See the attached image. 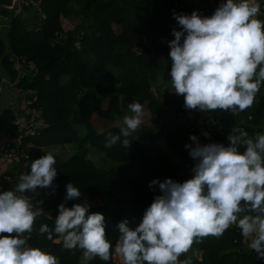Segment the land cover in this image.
<instances>
[{
	"label": "trees",
	"instance_id": "obj_1",
	"mask_svg": "<svg viewBox=\"0 0 264 264\" xmlns=\"http://www.w3.org/2000/svg\"><path fill=\"white\" fill-rule=\"evenodd\" d=\"M12 1L0 0V17L11 18L8 45L0 40V59L14 80L18 76L6 48L37 69L16 84L18 89L36 93L32 108L38 112L39 129L38 135L23 139L19 149L34 160L58 153V158L53 155L57 169L53 189H46L43 195L45 214L34 221L32 233H25L24 238L30 246L56 256L60 264H123L114 252L119 236L116 225L127 219L130 227H136L159 194L158 186L148 187L150 182L171 178L182 183L192 177L195 164L184 145L194 134L178 119L184 113V101L174 93L169 76L168 41L174 39L172 30H179L173 13L197 11L210 16L216 7L209 0L199 5L185 0H42L45 20L35 31L20 17H9ZM87 20L93 21L94 28L80 34L77 49L75 32ZM133 102L143 105L149 123H142L128 137L131 143L127 148L120 142L105 147L106 137L119 134L120 122L131 114L128 105ZM194 112L196 118L218 113L224 125L222 138L204 136L201 144L228 146L225 137L232 128H242L249 137L264 134V83L252 106L243 112ZM9 176V182L0 179V190L15 188L19 175ZM69 182L80 190L81 197L68 201L67 207L87 202L90 212L105 217L106 238L113 245L108 262L90 258L82 249L68 250L55 236L48 240L38 234L42 224L54 226L57 205L64 202ZM244 214L250 213L246 210ZM179 260L189 264H264L235 225L220 237L194 240Z\"/></svg>",
	"mask_w": 264,
	"mask_h": 264
},
{
	"label": "clouds",
	"instance_id": "obj_2",
	"mask_svg": "<svg viewBox=\"0 0 264 264\" xmlns=\"http://www.w3.org/2000/svg\"><path fill=\"white\" fill-rule=\"evenodd\" d=\"M259 15L264 13L257 0H221L210 16L173 13L179 30L173 29L174 39L168 41L169 76L186 109L236 114L252 106L264 83V21ZM128 108L131 114L123 117L119 134L106 137L105 147L120 142L127 148L128 137L143 123V105L133 102ZM189 140L185 148L195 161L192 177L182 183L152 180L148 187L158 186L159 194L136 227L127 219L116 225L114 252L123 264H189L179 257L194 240L220 237L235 225L248 248L264 260V134L249 137L232 128L228 146L201 144L195 135ZM55 164L52 154H44L18 176L13 190H0V264H60L24 238L45 214L37 189H53ZM65 192L54 226L42 224L38 234L48 240L55 236L68 250L82 249L86 256L108 262L113 245L106 238L104 215L90 212L87 202L67 207L81 192L71 182ZM246 210L250 214L241 215Z\"/></svg>",
	"mask_w": 264,
	"mask_h": 264
},
{
	"label": "built area",
	"instance_id": "obj_3",
	"mask_svg": "<svg viewBox=\"0 0 264 264\" xmlns=\"http://www.w3.org/2000/svg\"><path fill=\"white\" fill-rule=\"evenodd\" d=\"M42 0H13L12 5L8 8L11 15L16 17L22 8H31L35 11L38 17V24L34 26V30L38 31L41 22L45 20V15L40 8V3ZM259 0H257L258 2ZM216 8L221 3V0H209ZM261 6V12L264 13V5L258 2ZM178 8L182 5L175 2ZM18 7V9H16ZM263 15L256 17L257 19H262ZM1 38V35H0ZM80 36H77L74 42V47L80 48ZM22 64L25 69L18 77L15 79L14 87L16 93L20 97V106L24 113L25 120L16 121L15 127L17 134L14 137L7 136L4 142L0 145V179L9 182L11 180L10 174L21 175L30 170V165L34 159H31L29 155L19 149L21 142L25 138H31L38 135V123L37 116L38 112L32 108L34 102H36V93L33 91H23L16 87L19 79L23 76L35 73L37 71L36 66L32 62H26L25 59L20 58L16 63V66ZM3 81L0 75V116H1V98H2V87ZM179 121L184 128L188 129L197 138H202L203 133H208L209 136L220 137L224 136V125L221 121L220 114L215 113L206 118H196L194 110L184 109V113L178 116ZM242 129V128H239ZM228 136V135H227ZM227 136L225 140H227Z\"/></svg>",
	"mask_w": 264,
	"mask_h": 264
},
{
	"label": "crops",
	"instance_id": "obj_4",
	"mask_svg": "<svg viewBox=\"0 0 264 264\" xmlns=\"http://www.w3.org/2000/svg\"><path fill=\"white\" fill-rule=\"evenodd\" d=\"M204 0H185L186 4H194L199 5ZM262 5H264V0H259ZM18 9V7L16 8ZM9 17H12L9 16ZM17 17H20L23 21V24L26 27H33L38 24V17L35 11L31 8H22L19 11ZM264 20V15L262 17ZM11 18H3L0 17V40L3 41L6 45H8L6 36L8 34L9 22ZM93 21H85V23L80 26L75 33L74 36H80L81 33H90L91 30L94 28ZM5 54L8 56L10 63L13 66V69L17 72V76L20 75L25 69V66L19 64L16 66L19 58L14 57L11 53L9 48H6ZM0 75L3 81V89H2V98H1V116H0V145L4 142V139L7 136L14 137L17 134L15 122L16 121H23L25 120L24 113L20 106V97L15 91L14 82L15 80L12 79L7 71L4 69L2 59H0ZM200 142V138H198ZM190 140L184 142V145L191 144ZM247 245V242H246Z\"/></svg>",
	"mask_w": 264,
	"mask_h": 264
},
{
	"label": "rangeland",
	"instance_id": "obj_5",
	"mask_svg": "<svg viewBox=\"0 0 264 264\" xmlns=\"http://www.w3.org/2000/svg\"><path fill=\"white\" fill-rule=\"evenodd\" d=\"M73 25H76V24H73ZM144 110V117H143V125H146V124H148L149 123V116H148V114H147V111L145 110V109H143ZM121 124H123L122 123V121L120 122ZM142 125V124H141ZM53 155H55V157H57L58 158V153L57 152H55V154H53ZM61 157H62V155H60Z\"/></svg>",
	"mask_w": 264,
	"mask_h": 264
},
{
	"label": "water",
	"instance_id": "obj_6",
	"mask_svg": "<svg viewBox=\"0 0 264 264\" xmlns=\"http://www.w3.org/2000/svg\"><path fill=\"white\" fill-rule=\"evenodd\" d=\"M37 192L40 193V195L36 197V200H42L43 201V199H44L43 195L46 193V189H37ZM26 195H31V193H26Z\"/></svg>",
	"mask_w": 264,
	"mask_h": 264
}]
</instances>
